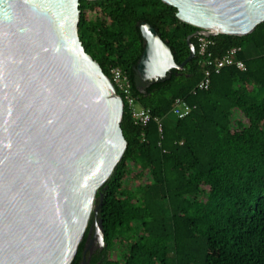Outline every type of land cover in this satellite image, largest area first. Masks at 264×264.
<instances>
[{"label":"trees","instance_id":"obj_1","mask_svg":"<svg viewBox=\"0 0 264 264\" xmlns=\"http://www.w3.org/2000/svg\"><path fill=\"white\" fill-rule=\"evenodd\" d=\"M79 9L85 50L110 79V67H121L138 104L151 111L140 125L124 103L127 147L100 188L106 249L98 264H264V21L245 35L209 36L216 56L240 47L245 69L224 67L207 89L192 92L203 75L192 36L194 57L139 92L138 23L157 30L177 63L188 56L186 37L196 27L161 0H79ZM177 97L190 105L182 118L170 112Z\"/></svg>","mask_w":264,"mask_h":264},{"label":"water","instance_id":"obj_2","mask_svg":"<svg viewBox=\"0 0 264 264\" xmlns=\"http://www.w3.org/2000/svg\"><path fill=\"white\" fill-rule=\"evenodd\" d=\"M161 1L196 30L177 63L138 23L139 92L194 57L192 36L245 35L264 21V0ZM79 20V0H0V264H71L83 241L81 264L94 241L105 244L100 188L127 147L124 102L85 50Z\"/></svg>","mask_w":264,"mask_h":264},{"label":"built area","instance_id":"obj_3","mask_svg":"<svg viewBox=\"0 0 264 264\" xmlns=\"http://www.w3.org/2000/svg\"><path fill=\"white\" fill-rule=\"evenodd\" d=\"M197 39L196 52L198 62L203 67L202 78L192 89L195 92L198 89H207L210 84L211 76L219 73L224 67L236 66L238 69H245V64L241 59H238L237 53L240 47H231L220 56H216L209 50L212 41L205 34L195 35ZM211 36V35H210ZM111 81L116 89V92L121 96L135 122L140 125H145L151 119V111L149 108L142 107L138 104L136 96L133 94L131 83L127 74L119 66L110 67ZM139 105V106H138ZM190 111V105L182 97L174 99L171 114L178 118H182ZM158 123L161 130V121L158 117L153 118Z\"/></svg>","mask_w":264,"mask_h":264},{"label":"flooded vegetation","instance_id":"obj_4","mask_svg":"<svg viewBox=\"0 0 264 264\" xmlns=\"http://www.w3.org/2000/svg\"><path fill=\"white\" fill-rule=\"evenodd\" d=\"M91 224H94V219H93ZM91 247H92L91 251L90 250H86V252H85V257L84 258L87 261L86 262L82 261L81 264H98L97 258L100 257L102 255V253L105 251L106 242L102 246H99V242L98 241H94L93 244L91 245ZM112 251H114V249H112L111 252ZM79 261H81V257H80Z\"/></svg>","mask_w":264,"mask_h":264},{"label":"rangeland","instance_id":"obj_5","mask_svg":"<svg viewBox=\"0 0 264 264\" xmlns=\"http://www.w3.org/2000/svg\"><path fill=\"white\" fill-rule=\"evenodd\" d=\"M139 106V105H138ZM113 256L116 254V250L112 251Z\"/></svg>","mask_w":264,"mask_h":264}]
</instances>
